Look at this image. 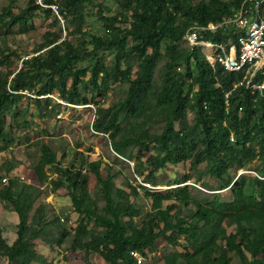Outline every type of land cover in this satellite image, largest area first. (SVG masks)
I'll return each instance as SVG.
<instances>
[{"label": "trees", "instance_id": "trees-1", "mask_svg": "<svg viewBox=\"0 0 264 264\" xmlns=\"http://www.w3.org/2000/svg\"><path fill=\"white\" fill-rule=\"evenodd\" d=\"M57 1L43 0L49 5ZM243 1L234 0L232 4L238 8ZM118 2L128 11L127 14L107 16L106 12L110 9L96 4L95 0H61L58 3L64 13L65 29L68 31L74 21L85 18L88 9L98 8L106 29L103 34H89L85 40L88 43L86 48L76 46L69 39L60 43V35H57L41 46L31 58L24 59L18 52L5 57L17 56L22 66L8 74L0 73V142H9L5 130L7 121L2 120L1 115L13 113L29 94H35L39 98L37 106L48 112L51 103L49 99L44 102L42 98L58 94L70 105L89 106L91 104L83 97L80 86L91 93L103 94L112 82L131 81L129 96L120 103L118 109H98L94 130L109 136L115 153L124 158H127L125 152L131 145L140 147L143 153L151 151V145L161 148L165 152L164 156L149 159L152 165L150 175L167 168L169 164L178 165L193 160L195 165H199L210 161L212 174L222 181L234 166L243 169L252 163L258 157L257 149L264 156V99H257L256 95L239 85L243 73L228 72L222 68L214 70L199 49L190 50L188 55L179 49V43L184 42V36L191 26L196 23H217L223 17L233 14L230 7L220 0L202 2L197 6L191 5L188 0ZM40 9L48 14L54 12L52 7L45 8L39 0H29L21 15L6 10L2 16H9V22L18 24L23 20L22 14ZM182 13L189 18L184 27L179 24ZM123 24H129V27L123 28ZM78 31L82 32L81 23ZM205 37L223 41L229 35L219 31L206 33ZM130 39L135 45L129 50ZM166 40L169 41L167 52L172 62L166 68L165 85L157 94L159 105L168 108L166 128L161 135L144 132L124 136L120 140L123 132L121 113L136 114L144 103L146 85L162 56L163 42ZM101 48L106 53L114 54L111 65H107L103 57H96ZM131 51L140 59V70L134 80L131 79V71L122 69L123 61ZM88 58L95 59L89 65L91 77L87 82H82L81 77L88 72L82 71L79 63ZM183 62H186L187 67L180 74L177 68L179 70ZM71 80L72 88L69 89ZM187 86L189 89H186ZM192 108L196 112V134L185 129L188 123L187 112ZM177 123L183 126L181 131ZM231 136H234L235 142L231 141ZM199 146H202L201 150ZM68 157L67 154L63 156L65 160ZM78 157L83 155L78 154ZM77 161L81 165L65 169L57 154L45 147L35 169L37 177L45 184L49 179L47 169L57 168L59 179L52 181L53 193L67 187L78 214L90 220H99L106 228L104 235H96L81 228L74 245L75 251L84 250L88 257L100 254L107 264H139L134 254H140L146 262L148 252L156 249L159 240L165 239L169 244L176 245L177 240L185 239L194 254L173 255L166 260V264H232L233 257H237L241 264H264V169L260 173L261 177L254 179L259 189L258 196L248 195L245 178L227 181L226 187H230L232 199L225 201L216 198L205 204L193 202L197 210L195 221L190 222L181 217H172L171 213L162 210L163 203L174 194H154L151 197L154 209L159 214L139 224L136 220L140 212L131 202L129 194L120 191L118 197L115 196L114 180L104 179L100 164H89L78 158ZM91 173L96 175L103 186L105 211L110 220L99 219L96 207L89 203ZM14 188L13 183L8 190L0 192V197L9 202L19 215L21 224L18 240L9 246L0 234V250L11 264H34L42 259L32 244L41 238L42 229L40 226H30L33 197L25 198L23 192L16 193ZM181 192L188 194V187L181 189ZM224 221L228 225L236 224L238 233H228ZM171 232L172 236L169 235Z\"/></svg>", "mask_w": 264, "mask_h": 264}, {"label": "rangeland", "instance_id": "rangeland-1", "mask_svg": "<svg viewBox=\"0 0 264 264\" xmlns=\"http://www.w3.org/2000/svg\"><path fill=\"white\" fill-rule=\"evenodd\" d=\"M40 1V0H39ZM212 0H188L197 6L200 3H210ZM225 2L233 13L237 7L232 2L234 0H220ZM29 0H0V73L8 74L17 71L22 66V61L17 56L8 54L18 52L24 59L35 56L49 40L60 35V43L69 39L76 46L87 47L86 37L91 33L103 34L106 26L98 12V8L88 9L85 18L74 21L70 30L65 29V16L60 12L52 14L40 9L33 13L22 14V21L18 24L9 22V16H2L6 10H10L15 15L27 8ZM57 3H61L58 0ZM96 4H102L110 10L107 16H115L120 13L127 14L118 0H95ZM49 8V7H45ZM179 24L184 27V23L189 21L188 16L180 15ZM82 24V32L78 27ZM123 28L129 24H123ZM73 32L71 35L70 32ZM168 40L163 42L162 56L157 64L153 75L146 85V95L144 103L136 114L124 115L120 140L124 136L140 135L149 132L152 135H161L166 128V115L168 108L159 105L157 94L165 85L166 68L172 62L167 52ZM135 42L130 39L128 49H132ZM93 49V48H92ZM179 49L185 55L190 53L186 43L180 42ZM96 57L104 58L107 65H111L114 60L113 53H106L103 48L98 50ZM94 58H88L79 63L82 71L87 70V74L81 77L82 82H87L91 77V67L89 65ZM179 67L186 69V62ZM122 69L131 71V79H136L140 70V59L131 51L129 57L123 61ZM177 71L183 74L182 71ZM73 81L69 82V89L72 88ZM192 84V83H191ZM131 81L112 82L103 94L91 93L81 88L84 98H87L91 105L73 106L68 104L55 94L47 98L51 108L48 112L40 109L36 101L39 98L35 94L27 95L13 113H4L2 120H6V134L9 136L8 143L0 142V192H5L14 183V192H23L24 197H33L34 207L30 212V226L42 229L41 238L32 244L37 254L42 258L34 264H107L100 254H91L89 257L83 251H75L74 245L81 228L96 235L106 234V228L99 220H90L88 217H81L76 211L73 198L67 187L53 193L52 181L59 179L57 168H48L49 179L42 184L36 175V167L40 163L45 147L50 148L58 156L59 162L65 169L73 165H81L88 161L89 164L99 163L100 172L105 180L113 178L114 194L118 197V192L129 194L131 202L140 212V217L136 220L142 224L148 219L159 214L154 209V202L151 195L174 194L172 198L163 203L162 210L171 213L172 217H181L186 220L195 221V202L202 204L220 198L231 200L232 194L226 187L227 181H234L239 177L247 180L246 191L248 195H259V189L254 183V179L261 177L264 169V156L258 151V157L249 163L245 168L234 166L230 173L225 176V180H220L211 172L212 163L205 161L195 165L193 160L182 162L181 164H169L167 168L158 170L154 175H150L152 165L149 159L153 156H164L165 152L158 146L151 145V151L141 152L140 147L134 145L126 149L124 158L115 153L109 136L98 134L94 130L99 108H116L124 102L128 96ZM186 89H189L187 86ZM44 106V105H43ZM188 123L185 127L187 132L197 133L196 112L189 109L187 112ZM179 131L183 126L177 123ZM256 148V144H254ZM202 146H199V150ZM67 154L68 159L63 156ZM82 154L83 157H78ZM133 160V161H131ZM89 165L87 170L89 171ZM89 203L96 207L99 219L110 220L105 208V195L103 186L99 183L95 174L91 173ZM8 180V184L4 180ZM152 185L154 190H150L143 184ZM188 187V194L181 192V189ZM136 190V192H135ZM79 192L78 194H80ZM191 204L188 205L187 203ZM194 202V203H193ZM38 218V219H37ZM19 215L14 207L0 197V234L9 246H13L18 240ZM164 226L163 223L161 224ZM223 225L227 227L228 233L237 234L236 224L228 225L226 221ZM170 236L173 233H169ZM175 238V236H174ZM240 239H238L239 241ZM200 241V240H199ZM186 256L194 254L193 249L185 239L177 240L176 245L169 244L165 239L157 242L156 249L148 252V260L144 264H166V260L173 255ZM218 254V253H217ZM0 264H11L4 257L0 250ZM232 264H241L237 257H233Z\"/></svg>", "mask_w": 264, "mask_h": 264}, {"label": "built area", "instance_id": "built-area-1", "mask_svg": "<svg viewBox=\"0 0 264 264\" xmlns=\"http://www.w3.org/2000/svg\"><path fill=\"white\" fill-rule=\"evenodd\" d=\"M40 3L52 7L61 16L58 3L49 5L43 0ZM219 31L229 35V38L214 41L205 37L206 33ZM184 43L191 51L199 49L214 70L222 68L228 72L243 73L239 85L256 95L257 99H264V0H244L233 14L217 23H196L187 30ZM179 70L184 72L185 68L180 67ZM226 104L228 107V101ZM231 141L235 142L234 136H231ZM4 183L8 184V180ZM143 185L156 191L152 185ZM134 256L139 264H143L144 258L140 254Z\"/></svg>", "mask_w": 264, "mask_h": 264}]
</instances>
